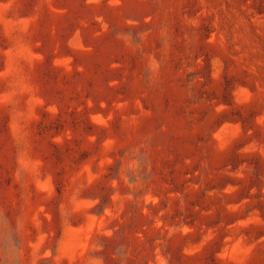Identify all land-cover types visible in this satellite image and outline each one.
<instances>
[{
	"label": "rangeland",
	"instance_id": "374dc122",
	"mask_svg": "<svg viewBox=\"0 0 264 264\" xmlns=\"http://www.w3.org/2000/svg\"><path fill=\"white\" fill-rule=\"evenodd\" d=\"M0 264H264V0H0Z\"/></svg>",
	"mask_w": 264,
	"mask_h": 264
}]
</instances>
